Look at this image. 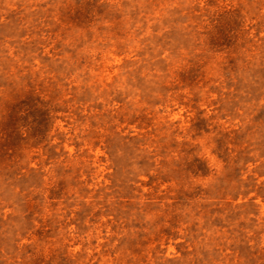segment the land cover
I'll list each match as a JSON object with an SVG mask.
<instances>
[{
	"label": "rangeland",
	"instance_id": "374dc122",
	"mask_svg": "<svg viewBox=\"0 0 264 264\" xmlns=\"http://www.w3.org/2000/svg\"><path fill=\"white\" fill-rule=\"evenodd\" d=\"M0 264H264V0H0Z\"/></svg>",
	"mask_w": 264,
	"mask_h": 264
}]
</instances>
